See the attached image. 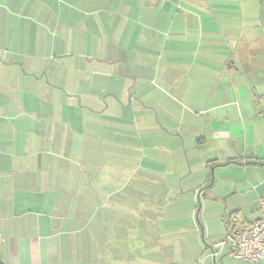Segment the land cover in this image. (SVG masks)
I'll return each mask as SVG.
<instances>
[{"label":"crops","instance_id":"obj_1","mask_svg":"<svg viewBox=\"0 0 264 264\" xmlns=\"http://www.w3.org/2000/svg\"><path fill=\"white\" fill-rule=\"evenodd\" d=\"M262 80L263 0H0V259L200 264L179 185L264 169Z\"/></svg>","mask_w":264,"mask_h":264},{"label":"rangeland","instance_id":"obj_2","mask_svg":"<svg viewBox=\"0 0 264 264\" xmlns=\"http://www.w3.org/2000/svg\"><path fill=\"white\" fill-rule=\"evenodd\" d=\"M257 85L258 97L264 107V80ZM104 139V144H106V139L111 140V136L107 133ZM194 165L191 179L186 181L183 187L179 185V194H181V189H184V198L174 207L178 213L184 215L182 219L183 228L193 231L192 234L198 240L199 250L201 249L200 264H264V262H241L227 252L223 253V257L221 256L223 262L218 258V260L216 259L217 262H214L212 258L208 259L206 257L212 253L211 250L216 243L225 241L227 236L226 224L230 215L236 214L235 216L242 223L253 222L260 218L259 200L264 193V186L260 183L264 180V169L260 171L250 169L246 173V167L235 164L229 165L226 163L216 167L210 166L208 169L209 181L200 189L195 190L192 188L201 185L204 181L202 180L204 172ZM186 166L189 173L191 170L190 165L187 164ZM194 180L195 183L187 185L188 182ZM186 189H189L188 193ZM108 200H110L109 206L105 209V212L111 213V204L114 199Z\"/></svg>","mask_w":264,"mask_h":264},{"label":"built area","instance_id":"obj_3","mask_svg":"<svg viewBox=\"0 0 264 264\" xmlns=\"http://www.w3.org/2000/svg\"><path fill=\"white\" fill-rule=\"evenodd\" d=\"M260 218L251 223H242L233 217L225 241L211 250L216 259L224 249H229L233 257L245 263L264 262V196L259 201Z\"/></svg>","mask_w":264,"mask_h":264},{"label":"water","instance_id":"obj_4","mask_svg":"<svg viewBox=\"0 0 264 264\" xmlns=\"http://www.w3.org/2000/svg\"><path fill=\"white\" fill-rule=\"evenodd\" d=\"M0 264H6L5 262H3L1 259H0Z\"/></svg>","mask_w":264,"mask_h":264},{"label":"trees","instance_id":"obj_5","mask_svg":"<svg viewBox=\"0 0 264 264\" xmlns=\"http://www.w3.org/2000/svg\"><path fill=\"white\" fill-rule=\"evenodd\" d=\"M264 1V0H263Z\"/></svg>","mask_w":264,"mask_h":264}]
</instances>
